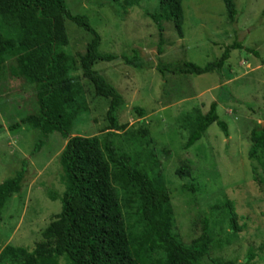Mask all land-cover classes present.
I'll return each mask as SVG.
<instances>
[{
  "label": "rangeland",
  "instance_id": "rangeland-1",
  "mask_svg": "<svg viewBox=\"0 0 264 264\" xmlns=\"http://www.w3.org/2000/svg\"><path fill=\"white\" fill-rule=\"evenodd\" d=\"M232 3L238 12L233 24L221 0H181L182 37L176 36L170 21H163L161 54H157V29L145 15L156 7V0H141L131 7L113 0H66L70 12L86 15L98 33V52L116 57L97 61L92 69L120 93L124 102L118 114L123 128L113 138L117 155L132 171H145L161 180L169 194L168 230L178 241L190 243L200 234L203 217H208V253L194 264H211L213 258L235 264H264V151L259 149L254 157L248 156L250 130L264 129V0ZM64 27L67 44L60 48L67 55L66 74L80 88L79 99L67 105L75 114L67 138H101L107 128V100L94 95L78 67V56L88 36L68 20ZM9 34L16 36L12 30ZM233 42L243 48L230 50L219 72L161 75L156 70L158 58L202 66L216 60ZM131 49L137 52L138 68L122 59ZM14 69L15 55H4L0 65L3 128L37 112L36 84L13 74ZM212 101L219 119L226 123L227 136L212 123L184 149V115L204 113ZM134 106L143 109L140 117L134 113ZM37 137L38 132L29 126L0 133V182L19 170L22 160L25 162L17 192L9 195L0 209V250L5 245L26 251L37 247L40 233L60 210L65 183L58 155L66 139L52 133L31 155ZM181 165L189 167L188 176L174 174ZM109 170L133 244L148 247L149 259L163 257L160 247L145 240L144 222L135 212L139 204L136 189L120 180L118 166L109 163ZM48 193L55 197L50 199ZM227 201L236 214L237 230L230 227ZM248 252L253 255L249 260ZM64 262L58 259V264Z\"/></svg>",
  "mask_w": 264,
  "mask_h": 264
},
{
  "label": "trees",
  "instance_id": "trees-1",
  "mask_svg": "<svg viewBox=\"0 0 264 264\" xmlns=\"http://www.w3.org/2000/svg\"><path fill=\"white\" fill-rule=\"evenodd\" d=\"M121 1L123 6H138L141 0ZM226 17L231 24L238 12L232 0H221ZM145 15L157 29V54H161L162 22L170 21L178 38L182 37L181 0H156V7ZM264 15V11H263ZM70 21L88 36L84 51L78 56L81 77L90 82L94 95L107 100L105 119L106 132L97 136H71L67 138L75 114L67 108L69 103L79 99V84L67 76V55L61 50L67 44L64 22ZM9 30L16 33L15 37ZM100 37L83 14L71 13L66 0H0V65L6 54L15 55L13 74L36 84L34 96L36 114H29L3 128L12 132L21 126H29L38 132L37 139L30 150L35 155L45 139L52 133L66 139L58 155V164L64 180V189L59 197L60 210L53 220L40 233L41 243L30 251L24 248L5 245L0 250V263L8 264H194L200 257L207 256L208 217L204 216L200 234L184 244L168 230L169 194L160 179L151 177L147 172L132 171L124 159L117 155L113 144L115 132L123 128L118 123V114L124 107L120 93L102 75L92 69L97 61H110L115 55L99 53L97 48ZM239 43L225 46L216 60L199 66L185 60L163 62L157 59L156 70L159 74H203L219 72L229 51L240 49ZM252 53V50L246 49ZM130 55L122 56L125 64L140 67L137 52L131 49ZM140 117L143 109L132 107ZM186 139L183 148L195 143L207 127L214 123L224 137L227 136L226 123L216 113V103L210 102L204 113L193 112L184 115ZM146 133V130H143ZM248 156L254 157L257 150L264 151V129L256 127L249 133ZM109 163L119 169V178L124 184L135 188L139 199L136 214L145 225V240L164 251V256L149 259L148 247L133 244L131 234L125 227L121 205L112 185ZM25 162L11 177L0 182V209L5 199L17 192ZM189 167L181 165L174 174L186 177ZM190 187V186H187ZM191 189V187H190ZM50 199L55 196L47 194ZM229 212L230 227L236 225V214L230 202H225ZM248 252L246 259L252 258ZM211 264H235L229 260L213 258Z\"/></svg>",
  "mask_w": 264,
  "mask_h": 264
}]
</instances>
